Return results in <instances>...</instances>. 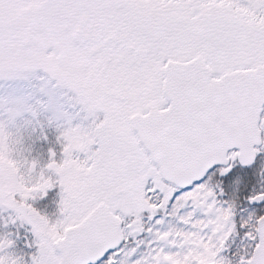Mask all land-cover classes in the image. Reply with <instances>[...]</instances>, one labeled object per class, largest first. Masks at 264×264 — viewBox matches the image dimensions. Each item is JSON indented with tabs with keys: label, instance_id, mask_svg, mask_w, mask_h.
Returning a JSON list of instances; mask_svg holds the SVG:
<instances>
[{
	"label": "snow or ice",
	"instance_id": "6c2138e0",
	"mask_svg": "<svg viewBox=\"0 0 264 264\" xmlns=\"http://www.w3.org/2000/svg\"><path fill=\"white\" fill-rule=\"evenodd\" d=\"M33 76L66 103H30ZM42 112L62 147L43 166L24 149ZM261 151L264 0H0V208L31 226V264H264V215L224 255L237 206L209 175ZM56 187L53 219L30 201ZM169 217L190 227L164 231ZM13 246L0 239V264H26Z\"/></svg>",
	"mask_w": 264,
	"mask_h": 264
},
{
	"label": "rangeland",
	"instance_id": "374dc122",
	"mask_svg": "<svg viewBox=\"0 0 264 264\" xmlns=\"http://www.w3.org/2000/svg\"><path fill=\"white\" fill-rule=\"evenodd\" d=\"M42 75H43L42 73H38L37 74V76H42ZM43 82L44 81H42L40 79H36L34 76L30 77L28 79L21 80L19 82L20 94L22 96L26 97V98H31L30 99V103L38 104L39 103V99L41 97V93H42L41 89H44L45 93L50 91V92H52L53 95H54V93H57V92H59V93H63L64 92V90H62V89H54L53 88V85L55 84V82H52V84H47V83H45V82L43 83ZM41 83L43 85H41ZM47 115L48 114L45 113V117ZM26 118L31 119L30 116H27ZM33 123H40L39 119H38V121H34ZM32 127H33V124L25 132V134H24L25 138H26V135L27 136L28 135L29 136H34V137L36 136L37 132H36L35 128H32ZM60 146L61 145L58 142L57 147L61 148V156H62V147H60ZM59 152H60V150H59ZM261 156H262L261 157L262 158V162H261V165H260V169H261L262 172H264V151H261ZM212 182H213V180H211V183ZM60 194H61V192H60ZM46 199H48V198H46ZM60 199H61V195H59V197H58V195L55 194L53 197H51L50 201L48 202V205H46V207H48V209H49L48 212L50 213L51 216L53 214L57 215L58 211H57L56 208H58ZM33 202L36 203L37 201H33ZM33 202H31V203L33 204ZM239 207H240V209H239ZM37 210H39L42 214L46 211L45 208L39 209V207H37ZM52 210L53 211H57V212L53 213ZM188 211H192V209L191 208L185 209L184 212H182V214H185ZM1 213H3V214L8 213V214H5V215H7V216L9 215L10 216L9 220H13L12 219L13 216L11 215L12 212H11L10 209L9 210H5L3 208H0V214ZM253 213H255L256 215L264 214V206L263 205H260V206L258 205V206L253 207V206H250V204H249V207L245 208V207H242L241 205L240 206L237 205V215L235 217V220H236V223H237V233L233 236L232 240L230 241V247L224 253V255L228 256L229 258H231V257L233 258V257H235L237 252H241L245 247H247L249 241L246 239V230L240 228V224L243 222V220L247 219L248 216L253 214ZM5 215L0 216V219H1L0 220V236L1 235H7L5 233V230L7 229V226L3 227L4 225L2 224V219H5V218H3V217H5ZM56 215L52 216L51 218L55 219ZM197 215H199L198 212H197ZM4 221H7V220H4ZM145 222L146 223H154V221L149 222L148 218H147V221H145ZM189 227L190 226H185V225L179 224L176 218L169 217L168 220L166 221V223L164 224L162 230H164V231H167L169 229H185V230H188ZM31 235H34V234L31 233ZM129 239L132 240V241H135V240L139 239V240H143L145 242L144 244L139 246L137 255L132 258L133 260L139 259L143 253L147 252V250H148L147 246H148V243L151 240V236L147 232H145V233L141 234L139 237H129ZM33 240L35 242V239H33ZM132 246H136L135 243H133ZM174 251H175V249H174ZM31 256L32 255H30L29 258L27 260H25L26 264H31Z\"/></svg>",
	"mask_w": 264,
	"mask_h": 264
},
{
	"label": "flooded vegetation",
	"instance_id": "af4514ba",
	"mask_svg": "<svg viewBox=\"0 0 264 264\" xmlns=\"http://www.w3.org/2000/svg\"><path fill=\"white\" fill-rule=\"evenodd\" d=\"M41 85L43 84L41 83ZM54 95L57 100L61 101L62 103H66V101L63 100V93L57 92L54 93ZM48 100V96L44 93H41L39 102L47 103ZM38 119L40 123H33L32 127L35 128L37 132L36 136L34 137L26 135L24 149L26 150V154L30 155V158L38 159L43 166L46 161L50 159L51 152L53 151L56 152L58 160L61 158V154L57 147V137L59 133L57 132L55 127L47 126V116L45 117V113L42 112ZM44 137H46V139ZM47 146L49 147L48 151H46ZM47 153L49 154L46 155ZM147 218L148 214L145 213V221H147ZM13 220H15V223H13ZM13 220L2 221V224L4 225L3 227L7 226V229L5 230V233L7 235H1L0 239L6 237L14 241V246L7 251L17 257L23 258V260L25 261L37 250L35 247V242L33 240L35 239V237L34 235H31L32 231L30 225L18 219ZM30 244L32 245V247H29Z\"/></svg>",
	"mask_w": 264,
	"mask_h": 264
},
{
	"label": "trees",
	"instance_id": "16d2710c",
	"mask_svg": "<svg viewBox=\"0 0 264 264\" xmlns=\"http://www.w3.org/2000/svg\"><path fill=\"white\" fill-rule=\"evenodd\" d=\"M58 149L60 150V154H61V148L58 147ZM48 150H49V147L47 146L46 151ZM48 154L49 153H47L46 155ZM261 157L262 156L260 152L256 165L251 168H241L238 165V163H236L233 169V172L226 178L219 176V172H218L219 168L213 171L215 172V176L212 177V180H213L212 183L214 185L217 183L221 184V186L224 188L225 193H226V196L224 197V199H229L231 202H234L236 206L241 205L242 207H245V208L249 207L247 198L252 194L253 190H259L262 186H264V177L260 176V173L262 172L260 169V165L262 162ZM48 161L49 160H47L44 165H46ZM212 173H210V175H212ZM237 180H239V182H237ZM55 194H57L58 197L59 195H61L59 187L49 190L47 196L41 199H37L36 203L33 201L31 202H33V206L35 208L37 207H39V209L45 208L46 211L43 214H46L51 218L52 216H55L56 214H53L51 216L50 213L48 212L49 209L48 207H46V205H48V202L50 201L51 197H53ZM56 209L58 211V208ZM57 211L52 210L53 213H56ZM11 212H12L11 215L13 216L12 219H15V213L12 210ZM5 214H8V213H5ZM5 214L1 213L0 216L5 215ZM9 217H10L9 215L8 216L5 215V217H3L5 219H2V221L9 220Z\"/></svg>",
	"mask_w": 264,
	"mask_h": 264
},
{
	"label": "water",
	"instance_id": "95a60500",
	"mask_svg": "<svg viewBox=\"0 0 264 264\" xmlns=\"http://www.w3.org/2000/svg\"><path fill=\"white\" fill-rule=\"evenodd\" d=\"M257 147H259V146H257ZM257 159H258V156H257ZM257 159H256V161H255V163L252 165V166H243V165H240L239 163V166L240 167H242V168H251V167H253L255 164H256V162H257ZM218 167H221L220 165H217V166H214V168L213 169H211V170H209V173L210 172H212L214 169H216V168H218ZM264 204V202H259V203H257V204H250L251 206H260V205H263Z\"/></svg>",
	"mask_w": 264,
	"mask_h": 264
}]
</instances>
